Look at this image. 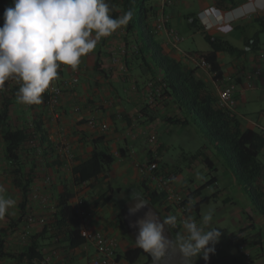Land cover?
Returning <instances> with one entry per match:
<instances>
[{
  "label": "crops",
  "instance_id": "0c3cea01",
  "mask_svg": "<svg viewBox=\"0 0 264 264\" xmlns=\"http://www.w3.org/2000/svg\"><path fill=\"white\" fill-rule=\"evenodd\" d=\"M218 1L219 0H173L171 6L163 7L162 1L160 3H154V5L158 12L163 11L169 16L168 25L176 28L178 24L188 25L186 19V15L188 14L183 13L182 10L195 7L198 9L196 12L198 15L199 12L206 8L218 6ZM236 1L238 2L237 7L246 4L243 10L249 11L253 6L256 7L257 10L246 15L239 13L238 18L232 23L214 28L207 32H212L219 37H226L232 35L238 29L242 30L245 27L253 26L252 22L255 17H264L263 0H256L255 5L247 4L252 0ZM2 25L3 22L0 17V26ZM123 36V27H121L112 35L102 38L93 52L81 58V64L76 71H73L70 66L62 65L61 75L63 80L71 81L74 77H77L78 81L65 88L61 102L56 110H51L45 105L44 101L38 105H25L21 104L16 98L10 107V119L13 127L27 126L33 119L41 120L44 123V127L47 129V137L50 143L56 146V152L53 155H48L43 163L38 164L36 167L35 171L38 177L33 186V189L39 187L43 194L49 196L51 205L55 203L58 194V186L61 182L70 183L73 166L90 158L95 148L106 150L115 156V161L108 168L106 174L100 175L93 186L87 187L84 191H80L81 193L79 195L83 193L84 197L91 198V202L84 199L95 210L94 228L108 235L117 237L119 240V247L123 245L128 250L137 246L135 241L125 240L124 236L127 230L124 225V217L121 213L132 201L127 202L123 208H119L118 206V201L126 198L124 196L123 199L121 198V194L124 193L126 187L133 186L136 188V191L149 202V206L157 213L161 220H163V215H170L172 211L170 205H162V203H166L165 198L162 202L152 204L150 199L145 196L144 192L146 186L152 191H155L158 189L159 183L153 180L152 177L142 174L138 169L139 164L157 161L158 171L160 173H168L172 176L173 188L182 195L184 200L187 199V203L184 204L186 209L185 213H183L179 205L176 204L178 212L181 211L180 213L183 214L182 220L184 216H187V219L192 218L199 224L202 218V206L200 207L199 214L189 211L195 203L206 196L203 195L204 189L195 192V190L202 185L198 186L196 189L190 187L188 182L192 181V178L183 176L180 173L179 167H174L169 163H161L166 145L159 134V130L164 128L165 133L170 132L171 126L173 125L165 121L164 118L169 116H182L183 114L172 104L164 107H155L153 110H142L151 101L150 89L148 87L144 88L141 85L142 79L138 77L139 72L136 65L126 64V56H130V51L127 50L126 52L125 50ZM245 36L246 35L243 37L244 40ZM157 37L165 44L167 40L166 34L164 35L162 32H159ZM169 49L171 56L186 64H192V61L187 57V53L193 52H186L180 48ZM116 51L119 53V63L117 65L113 64L111 59L112 54ZM205 53L203 52V54ZM258 54L259 51H250L241 57L231 56L229 59L226 58V54L224 53L219 55L220 63L224 71L223 76L230 73L236 80V98L238 100L237 114L246 127H252V125L264 127V125H262V121L264 120V107H257L256 105L264 102V77L258 80L255 88L247 89L245 87L246 73L259 63L262 64L264 68V62L258 59ZM121 67H124V70ZM197 75L208 84L215 95L218 94L220 83L217 79H214L211 73L202 68H197ZM19 87L20 82L10 87L3 85V87L0 88V108L2 102L11 95L13 90L18 92ZM252 113L256 114V120L250 117ZM90 119L96 120V128H91L88 125ZM151 135L156 136L155 143L150 142L149 138ZM62 142L70 144L74 154V159L72 161H69L65 154L60 151L59 146ZM4 146L5 144L0 136V185L5 189L2 195L5 198L14 199L16 205L9 209V213L6 214L4 218L0 219V235L2 229L9 228V234L5 243L6 250L9 252H18L27 243H22L20 240V235L25 229L23 222L19 220L21 217L19 206L21 202V193L14 187L9 175V167L4 159ZM202 150L204 152L203 155L195 159L189 158L191 163L190 167L192 168L194 163L199 160L204 161L205 156L209 157L218 170L214 171L215 175H213L217 177V180L208 187H215L219 192L223 190L224 192L222 193H225L227 188H231L230 190L235 189V191L238 192V188H236L235 185L223 189L220 187L222 177L219 175V171L220 165H224L223 156L211 153V150L205 145ZM57 155L61 162H63L60 171H57L55 167H48L52 160L56 159ZM261 157L264 161V150L261 152ZM47 176H51L52 178L50 183L45 181ZM259 185L262 191L261 198L264 199V178L260 180ZM109 186L113 188L112 191H108ZM79 190H81L79 187H74L76 193H78ZM156 191L159 192L158 190ZM222 193H220V195H222ZM110 195L111 199H107ZM220 195L213 193L207 196H212L210 199L211 201L215 199V197L218 198ZM238 199H242L241 196L233 192H228V195L223 197L224 201L235 205V209L241 211L239 212L241 214H237L238 234L235 246L237 249L243 245L246 250H255L256 258L263 260L264 211H262L256 205L254 199L247 194L243 197V200H245L244 207H238ZM73 200L74 198L72 201ZM218 200L220 201L219 198ZM49 210V207H43L36 200L31 201L29 211H32L37 216L46 215L49 213ZM10 224H17V226L11 228ZM41 229V226L35 225L31 229L29 235ZM165 231L169 237L175 239L177 234L184 232L183 221L181 224L176 223L175 227L166 225ZM49 249L50 248L45 247L43 248V252L48 253ZM93 254V247H89L85 252L80 248L74 250L72 256L79 264H83L81 261L87 260L89 257V261H86L85 264H90ZM119 254L122 253L119 252ZM212 256L215 259V264H225L218 262L215 254H212ZM62 257V255H57L50 264H56ZM143 257L147 259L143 264H149V260H152L148 253L143 255ZM193 260L195 259L193 258ZM250 261H253V257ZM0 262L2 264H15L11 259H0ZM194 264H203V258L198 257Z\"/></svg>",
  "mask_w": 264,
  "mask_h": 264
},
{
  "label": "trees",
  "instance_id": "16d2710c",
  "mask_svg": "<svg viewBox=\"0 0 264 264\" xmlns=\"http://www.w3.org/2000/svg\"><path fill=\"white\" fill-rule=\"evenodd\" d=\"M111 15L116 18L130 13L131 18L123 25L124 47L130 51L126 56L127 65H136L138 77L142 79V86L150 89L151 101L143 108L153 110L155 107L175 105L183 114L182 116H169L165 121L175 125L198 124L211 144L226 160L235 164V174L245 182L246 190H250L251 197L257 200V206L264 211V199L259 182L264 178V161L261 152L264 150V131L243 125L237 113L232 114L218 103L217 95L208 84L197 75V68L176 59L170 54V47L157 36L161 32L154 26L158 10L152 0H107ZM13 0H0V17L4 23L3 13L6 7L12 6ZM236 0H219L218 8L232 10L236 8ZM188 26L205 34L211 50L203 54L211 65L214 79L223 77L224 71L220 63L221 53L241 57L246 53L260 50L261 35L264 34V17L257 16L253 19V34L245 36V48H238L230 41L219 36L211 35L205 31L196 13L186 15ZM244 29V28H243ZM264 42V39H263ZM151 84V86H150ZM13 90L0 108V136L4 142V159L8 164V172L14 187L21 193L19 204L21 217L24 221L31 204V193L35 184L36 167L42 164L48 155L56 152V146L50 143L47 129L41 120L33 119L32 126L13 127L10 119V107L17 98ZM47 93L42 95L47 106ZM203 150L191 156L195 159L203 155ZM115 161V156L106 150H94L92 156L77 163L72 168L70 183L61 182L55 203L51 205L53 211L47 215V222L40 231L29 235L26 245L18 252L6 250V238L9 228L1 230L0 259H11L15 264H50L58 255L62 259L56 264H79L72 253L76 249L85 252L86 240L81 235L80 221L75 213L72 199L76 192L74 187L82 191L86 186L91 187L100 175L106 174L108 168ZM205 163L212 171L218 169L213 161L205 156ZM57 155L48 167L62 169ZM171 176V175H170ZM172 177V176H171ZM217 180L212 176L200 188L203 190ZM111 186L108 191H112ZM145 196L152 204L162 202L164 192L152 191L146 186ZM212 196H206L195 203L189 212L199 214L200 207L210 202ZM111 199V195L107 198ZM187 199L183 201V205ZM51 204V202H50ZM17 226L10 224L11 228ZM50 248V262H46V253L43 248ZM55 252V254H54ZM147 254L139 247H134L119 254V259L134 264L139 258ZM148 264V263H145Z\"/></svg>",
  "mask_w": 264,
  "mask_h": 264
},
{
  "label": "clouds",
  "instance_id": "9594fccd",
  "mask_svg": "<svg viewBox=\"0 0 264 264\" xmlns=\"http://www.w3.org/2000/svg\"><path fill=\"white\" fill-rule=\"evenodd\" d=\"M107 0H13L3 13L0 26V88L6 80L20 82L17 99L21 104L43 102L42 95L58 78L62 65L78 69L81 58L93 52L102 38L125 25L131 14L116 18ZM0 185V219L16 201L5 198ZM128 214L147 208L133 224L138 229L136 246L148 253L152 264H194L198 257L206 262L215 254L221 239L219 227H211L212 212L198 224L183 221L184 232L173 239L165 226L175 227L176 216L161 220L140 193L131 192ZM195 258V260H193Z\"/></svg>",
  "mask_w": 264,
  "mask_h": 264
},
{
  "label": "rangeland",
  "instance_id": "374dc122",
  "mask_svg": "<svg viewBox=\"0 0 264 264\" xmlns=\"http://www.w3.org/2000/svg\"><path fill=\"white\" fill-rule=\"evenodd\" d=\"M163 0H153V3H160ZM186 1V0H182ZM188 1V0H187ZM197 1V0H196ZM198 9L194 8H188L182 10L185 14H191L196 13ZM176 30L178 31L179 35L182 37V41L179 43V48L186 51V52H193L196 54L203 55V52H209L211 50L210 44L205 38V34L201 31H197L195 29L190 28L187 24H178L176 26ZM253 26L245 27L244 29H238L236 30L232 35H228L226 37H222L224 39H227L230 41L234 46L238 48H245V40L244 35H252L253 34ZM164 35L165 33L161 31ZM211 35L216 36L214 33H210ZM167 39V38H166ZM262 42L260 44V50L258 54V59L261 60V62H264L263 58H260L261 53L264 55V34L261 35ZM167 42V40H166ZM258 52V51H257ZM232 55L226 54V58H231ZM238 57V56H237ZM260 64V63H259ZM191 67H194L193 63L190 65ZM249 69V68H248ZM231 75L230 73H227L226 76ZM234 77V76H233ZM234 81L236 82L235 78ZM257 107H264V102L256 104ZM250 111H252L250 108H248ZM244 110V109H243ZM250 117L253 120L257 119L256 114H251ZM262 125H264V120L262 121ZM253 128L260 130L259 127L252 125ZM159 134L161 135L163 141L166 145V150L164 151L163 159L161 160V163H169L170 165L174 167L180 168V173L185 177L192 178V181H189L188 184L191 188L196 189L198 186L203 185L205 182H207L213 175H215V172L210 170L207 164L204 161H197L194 163L193 167L191 168V163L189 161V158H191L192 155L198 153L200 150H202L203 146H207L209 150H211V153L213 154H219L220 152L211 144L209 139L207 138L206 134L203 132L201 127L196 124H190V125H172L171 131L165 133L164 128H161L159 130ZM223 166L220 165V171L219 175L222 177L220 187L223 189L225 187H230L232 185H235L236 188H238V192L235 191V189L230 190L231 188H227L225 193L223 190L221 192L218 191L215 187H208L204 188L203 195H212L213 193H217L220 195L218 198L215 197V199L211 200L209 203H206L202 205V216L209 211L212 212V222L211 227H219L222 235L219 243L216 244L215 248V255L218 262H222L225 264H264V259L259 260L256 258V252L255 250H244L241 251L240 249H237L235 246V242L237 241V234H238V218L237 214H241L239 210L235 209V205L230 204L227 201L223 200V197L228 195V192L238 193L239 196H241L242 199H238V207H244L245 200H243V197L251 196L249 191L246 190L245 182L240 179V177L235 174V164L233 162H230L229 160H226L223 157ZM234 166V167H233ZM236 178V179H235ZM87 186L84 188L86 189ZM83 189V191H84ZM137 192L136 188L133 186H128L125 188L124 193L121 194V198L123 199V196L126 197L123 200L118 201L119 208H123L127 202L131 201L130 195L131 192ZM81 192L79 191L76 196H78ZM80 196L87 199L88 202H91V198L84 197V194L82 193ZM240 200V201H239ZM255 199V203H256ZM170 205L172 211L170 212V215H163V219L168 216H176L177 217V224L182 223V213L178 212V208L176 204L173 203H162V205ZM257 205V204H256ZM128 205L126 208H124L121 213L124 217L125 221V227L127 230L125 237V240L127 241H135V237L137 235L138 229L133 226L134 222L144 215V212L147 211V209H144L143 211L137 212L134 216H130L128 214ZM260 207V206H259ZM124 227V226H123ZM134 236V237H132ZM239 240V239H238ZM127 248L123 245H121L118 248V251L122 254L125 253ZM249 252L251 254V257H253V261H250L247 259L246 253ZM47 256L50 254V252L46 253ZM195 259V258H194ZM147 259L145 257H140L139 260L134 264H143ZM86 261H89V257L87 260H82L81 262L83 264L86 263ZM125 261V260H124ZM149 264H152V260H149Z\"/></svg>",
  "mask_w": 264,
  "mask_h": 264
},
{
  "label": "built area",
  "instance_id": "2783aa9c",
  "mask_svg": "<svg viewBox=\"0 0 264 264\" xmlns=\"http://www.w3.org/2000/svg\"><path fill=\"white\" fill-rule=\"evenodd\" d=\"M256 0L250 1L249 5H255ZM264 1V0H263ZM173 4V0H163L162 6H171ZM243 6L234 8L232 10H223L218 8L217 6H211L199 12L198 18L204 28L205 31H210L214 28L222 27L226 24L232 23L234 20L238 18L240 14H250L257 10L256 7H252L251 10H243L245 8ZM242 10V11H241ZM242 12V13H241ZM169 16L166 15L163 11L158 12L157 18L155 20L154 26L157 30L163 31L167 36V44L172 49H178L179 43L182 41V37L179 35L176 28L168 25ZM119 53L116 51L112 54L111 59L113 64L119 63ZM187 57L196 68H202L209 73H211V65L206 60V58L201 54L196 53H187ZM260 58L264 59V55L261 53ZM124 70V67H121ZM62 66L58 69V78L54 80L50 88L46 90L47 93V106L51 110H56L61 102L62 95L64 93L65 88L69 87L71 84L76 83L78 81L77 77H74L71 81L63 80L61 75ZM212 74V73H211ZM213 75V74H212ZM264 77V68L262 64H256L252 70L246 73V83L245 87L247 89L255 88L258 80ZM220 83L219 91L217 94L218 103L221 107L227 109L232 114L237 113L238 109V100L236 98V89L237 84L234 81V77L231 75L223 76L220 79H217ZM19 81L15 78H9L5 81L4 85L13 86L16 85ZM151 86V84H150ZM29 124L32 126V122ZM88 125L91 128H96L97 123L95 119H90L88 121ZM264 131V127H259ZM150 142H156V136L151 135L149 138ZM60 151H62L66 158L69 161L74 159V154L72 152L71 146L67 142H62L59 146ZM139 171L145 176H150L153 180H156L158 185L159 192H164L165 201L173 204L179 205L180 209L183 213H185V206L183 205V197L173 188L172 177L168 173H160L158 171V163L157 161H149L145 163H141L138 165ZM51 176H47L45 181L47 183L51 182ZM31 200H36L40 205L46 208H50L49 212L53 211V207H51V200L49 196L43 194L39 187H36L32 190ZM74 210L76 215L80 221V230L82 237L85 238L86 244L84 246V250L87 251L89 247H93L94 254L90 260V264H132L125 259H119L118 257V248H119V240L115 236L108 235L101 230H97L94 228V218H95V210L92 208L88 202L80 195L75 196L72 201ZM187 219V216H184L183 220ZM47 222V215L37 216L32 211H29L25 219L23 221L24 232L20 235V240L22 243H26L30 234L31 229L35 225H39L43 227V225ZM241 251L245 250V246L241 245L239 248ZM55 254V252H54ZM247 259L251 260V254L249 252L246 253ZM51 254L46 255V262H50ZM125 260V261H124ZM0 264H2L0 262ZM203 264H215V259L210 254L209 260L206 262L203 259Z\"/></svg>",
  "mask_w": 264,
  "mask_h": 264
}]
</instances>
